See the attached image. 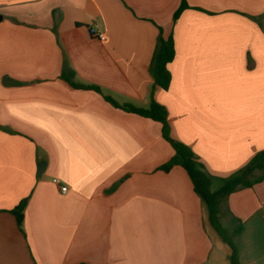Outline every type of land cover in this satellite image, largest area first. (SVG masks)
I'll use <instances>...</instances> for the list:
<instances>
[{
    "label": "crops",
    "instance_id": "crops-1",
    "mask_svg": "<svg viewBox=\"0 0 264 264\" xmlns=\"http://www.w3.org/2000/svg\"><path fill=\"white\" fill-rule=\"evenodd\" d=\"M180 2L0 0V264H230L185 170L159 169L174 156L160 125L102 97L162 105L212 190L264 150V0H186L173 23ZM160 31L167 90L150 73ZM220 223L241 225L239 264H264V177Z\"/></svg>",
    "mask_w": 264,
    "mask_h": 264
},
{
    "label": "trees",
    "instance_id": "trees-1",
    "mask_svg": "<svg viewBox=\"0 0 264 264\" xmlns=\"http://www.w3.org/2000/svg\"><path fill=\"white\" fill-rule=\"evenodd\" d=\"M189 8L186 0H181L179 7L174 12L172 21L177 20L182 11ZM174 43L172 34L164 37L160 31L157 46L151 61L150 73L154 80V84L162 90H167L170 83V75L167 65L174 58ZM60 78L66 82L71 88L92 90L102 95L100 89L95 85H80L74 82V71L66 66L63 67ZM102 97L114 107L120 108L128 113H133L154 122H157L161 127V135L174 150V156L166 164L159 169L162 171H169L174 165L181 166L191 180L193 190L201 199L205 207L207 221L210 227L217 233L220 239L229 248V263L239 264L238 250L236 244V237L241 230V225H237L232 231V235L223 228L220 223L221 205L226 198L234 191L241 188L252 187L255 183L260 182L264 177V150L259 151L250 162L233 175L222 178L217 189L211 190V186L216 177L209 175L201 163L198 161L194 153L184 144L175 141L169 135V125L167 121V112L165 108L154 100H150L148 107H135L130 104L119 105L108 96ZM258 173V176H254ZM27 203V198L21 200L19 204L10 210V213L15 216L18 226L23 221V211ZM237 220V219H236ZM238 221V220H237ZM239 222V221H238Z\"/></svg>",
    "mask_w": 264,
    "mask_h": 264
},
{
    "label": "built area",
    "instance_id": "built-area-1",
    "mask_svg": "<svg viewBox=\"0 0 264 264\" xmlns=\"http://www.w3.org/2000/svg\"><path fill=\"white\" fill-rule=\"evenodd\" d=\"M94 37L98 39L99 41H103L105 39L104 33L99 32L97 30V26L94 28ZM52 183L59 189V192L64 194L68 191V188L65 185L61 184V181L58 178H54L52 180Z\"/></svg>",
    "mask_w": 264,
    "mask_h": 264
},
{
    "label": "rangeland",
    "instance_id": "rangeland-1",
    "mask_svg": "<svg viewBox=\"0 0 264 264\" xmlns=\"http://www.w3.org/2000/svg\"><path fill=\"white\" fill-rule=\"evenodd\" d=\"M211 190H212V187H211ZM224 227V229H226V231L229 233V235H232V231H233V227L231 226V225H223ZM216 233V232H215ZM215 239L218 241V242H220V237L217 235V233H216V235H215ZM224 250L225 251H229V248H228V246L226 245V244H224Z\"/></svg>",
    "mask_w": 264,
    "mask_h": 264
},
{
    "label": "water",
    "instance_id": "water-1",
    "mask_svg": "<svg viewBox=\"0 0 264 264\" xmlns=\"http://www.w3.org/2000/svg\"><path fill=\"white\" fill-rule=\"evenodd\" d=\"M2 17L0 15V21H1ZM43 167H44V163L41 162L38 166V172H37V175L41 174L42 170H43Z\"/></svg>",
    "mask_w": 264,
    "mask_h": 264
}]
</instances>
